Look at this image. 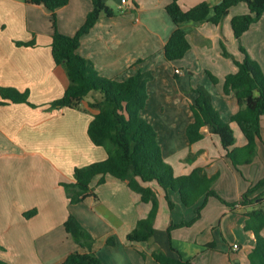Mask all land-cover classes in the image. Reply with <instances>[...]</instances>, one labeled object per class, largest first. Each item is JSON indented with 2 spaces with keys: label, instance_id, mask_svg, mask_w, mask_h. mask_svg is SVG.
Masks as SVG:
<instances>
[{
  "label": "crops",
  "instance_id": "crops-1",
  "mask_svg": "<svg viewBox=\"0 0 264 264\" xmlns=\"http://www.w3.org/2000/svg\"><path fill=\"white\" fill-rule=\"evenodd\" d=\"M120 1H105L115 16L99 18L81 38L78 54L103 78L122 81L138 71L150 72L153 78L147 83L148 98L140 116L155 130L163 161L172 168L175 177L188 175L196 168L209 176L217 175L213 184L215 193L226 203H236L251 185L264 178V118L260 122V141L253 162L237 169L232 167L218 138L208 129L203 139L194 144H189L185 130L193 120L189 106L195 99L193 90L197 86L208 90L212 105L224 122H229L230 116L239 109L232 94H222L223 79L235 72L234 63L226 60L225 69L217 74L203 65L204 75L200 76L202 57L192 51L212 50L216 58H222L223 42L231 45L234 40L239 44L241 38L234 39L229 22L234 16L246 14V5L232 7L216 26L205 22L180 24L190 49L181 60L167 62L163 47L174 25L165 7L172 0H125L123 13L118 11ZM221 1L180 0V6L189 9L201 2L214 6ZM91 9L90 0H69L66 6L55 11L57 31L73 36ZM255 23L249 30L255 28ZM52 32L51 14L42 5L24 0H0V88L27 93L29 103L5 101L0 105V260L6 264H62L73 252L86 253L64 231L63 223L72 215L94 238L92 252L101 264H158L151 256L153 251L172 257L180 255L193 263L206 254H217L219 260L230 262L228 253L226 260L218 254L221 250L214 230L218 228L223 242L228 219L241 218L234 223L243 229L246 210L241 206L230 209L224 205L228 211L220 212L219 223L210 221L205 225L203 239L200 235L176 239L167 234L168 228L191 221L193 208L183 207L178 194H166L155 183H149L144 186L153 190L158 202L153 223L155 232L148 242L129 243L126 235L138 220L147 216L150 206L143 204L139 195L123 182L106 176L104 183L97 186L98 178H95L92 183L95 196L79 204H69L62 185L73 183L74 168L100 162L106 158V152L93 146L87 136L93 111L87 109L88 113H82L49 107L68 86L64 69L52 59ZM203 59L214 61L209 54ZM175 69L181 74L175 75ZM185 70L188 77L183 74ZM207 71L217 79V85L209 81ZM86 102L88 99L83 107ZM229 126L235 147H242L245 144L242 134L236 131L235 124ZM260 192L264 188L255 195ZM167 200L172 204L171 209ZM30 211H35V215L25 217ZM245 237L248 248L241 264H248L246 255L253 240L251 234L245 233ZM110 240L112 245L108 244ZM209 244L214 245L213 250L205 248ZM233 245L237 248L233 249ZM239 249L241 246L232 244L229 251Z\"/></svg>",
  "mask_w": 264,
  "mask_h": 264
},
{
  "label": "trees",
  "instance_id": "trees-1",
  "mask_svg": "<svg viewBox=\"0 0 264 264\" xmlns=\"http://www.w3.org/2000/svg\"><path fill=\"white\" fill-rule=\"evenodd\" d=\"M24 1L42 5L50 12L53 27L50 45L52 59L56 66L64 69L68 79V86L63 95L52 101L49 107L82 113H88L87 109L93 111L87 127V136L93 146L101 147L106 152L104 160L74 168L73 183L62 185L69 204H79L89 197H94L92 183L95 178H98L97 186L104 183L106 176L123 182L129 190L139 195L143 204L150 206L147 216L138 220L134 229L126 235L129 243L148 242L155 232L153 223L158 214V202L153 190L144 186L149 183H155L166 194H178L183 207L193 208L194 218L171 225L167 230L168 235L170 231L189 227L198 220L209 199H214L230 209L241 206L246 210L243 230L253 237L250 251L246 255L247 263L264 264V237L260 235L264 231V192L255 195L264 188V178L251 185L239 201L229 204L213 190L217 175L209 176L203 169L196 168L188 175L175 177L172 168L162 159L155 130L140 116L148 98L147 83L152 80L153 75L150 72L138 71L122 81L103 78L88 60L78 54L81 38L91 31L99 18L115 16L106 6V0H90L92 9L73 36L59 33L55 21V11L66 6L69 0ZM238 4H245L247 13L230 19V29L237 41L264 14V0H222L214 6L201 2L189 9H182L180 0H172L165 7V12L174 25V30L163 47L164 59L167 62L179 61L190 49L186 34L179 28L180 24L205 22L216 26L229 10ZM239 51L243 58L240 61L233 60L236 70L226 75L222 82V94H232L239 107L238 111L230 116L229 122H224L214 109L208 90L197 86L193 90L195 99L189 106L193 120L185 130L189 144H194L203 139V133L208 129L218 138L225 157L235 169L253 162L257 142L260 141V122L264 118V74L241 47ZM222 54L226 57L224 48ZM206 76L213 85L218 84L217 79L210 73L206 72ZM85 99H88V102L83 107ZM5 101L29 105L27 93L0 88V105H4ZM230 123L237 126L245 139L242 147H235ZM200 200L202 204L197 206ZM167 203L171 209L172 204L168 200ZM33 215L35 211H30L25 217ZM63 228L75 245L87 252H73L62 264H101L92 252L94 238L72 215L65 219ZM108 244L112 245L113 241H108ZM205 248L213 250L214 245L209 244ZM151 256L158 264H194L192 260H184L180 255L172 257L160 251H153ZM0 264L6 263L0 260Z\"/></svg>",
  "mask_w": 264,
  "mask_h": 264
},
{
  "label": "rangeland",
  "instance_id": "rangeland-1",
  "mask_svg": "<svg viewBox=\"0 0 264 264\" xmlns=\"http://www.w3.org/2000/svg\"><path fill=\"white\" fill-rule=\"evenodd\" d=\"M264 15V14H262ZM255 28H252L247 33L241 36L240 43H236L233 40V43L230 45L228 43H222L224 51L226 53V57L222 56V58H216V56L213 54L212 50H209L208 52H202L197 49H194L192 51V54H198L200 53V56L202 57L199 59V67H200V76L204 75V71L202 69V66H209V70L213 74L221 73L225 69V61L228 60L231 63L235 59H242L243 55L239 51V47H241L247 54V56L253 60L260 68L262 74H264V18H259L257 22L255 23ZM205 54H209L211 57V60L213 62H208L207 60L203 59V56ZM199 55V54H198ZM216 58V59H215ZM209 73V71H207ZM184 76L188 77V72L184 71ZM201 79V78H200ZM216 87V86H215ZM214 87V88H215ZM217 88V87H216ZM238 133V128H235ZM232 130V129H231ZM242 137V135H241ZM202 204V200L198 201L197 205ZM202 216L199 220H196L190 228L177 230V231H170L169 235L172 234L173 238L176 239H184L186 236H191L194 238L196 235H200V237L203 239V228L205 225H207L210 221L219 223L222 220L221 211H228V208H226L223 204L219 203L216 200H208L205 203V206L203 208ZM193 211V210H192ZM192 213V212H191ZM238 219L241 221V218H231L228 219L225 222V228L223 233L224 240L222 242L220 235L218 233V228L214 230L216 244L220 248L221 251L218 252V254L224 255V258L226 260L225 255L228 253L230 257V262L219 260V257L217 254H214L213 256L210 254H206L205 257H197V259L194 261L195 264H241V259L243 258L245 250L248 248L247 239L245 237V233L243 229H239V225L234 223V220ZM216 227V226H215ZM210 233V232H209ZM262 237H264V231L260 234ZM232 244H237L241 246L242 249H239L237 252H230V246ZM229 245V248H228ZM236 258V261L234 262L233 259Z\"/></svg>",
  "mask_w": 264,
  "mask_h": 264
},
{
  "label": "built area",
  "instance_id": "built-area-1",
  "mask_svg": "<svg viewBox=\"0 0 264 264\" xmlns=\"http://www.w3.org/2000/svg\"><path fill=\"white\" fill-rule=\"evenodd\" d=\"M126 4H127V3H126L125 0H121V1H120L119 6H118V11H119L120 13H123V12L125 11L124 7H125ZM174 74H175V75H180L181 72H180L179 70L175 69V70H174ZM236 248H237V246H236V245H233V249H236Z\"/></svg>",
  "mask_w": 264,
  "mask_h": 264
}]
</instances>
